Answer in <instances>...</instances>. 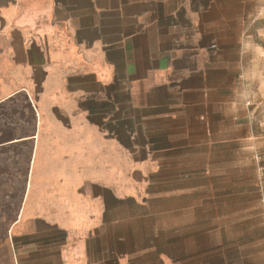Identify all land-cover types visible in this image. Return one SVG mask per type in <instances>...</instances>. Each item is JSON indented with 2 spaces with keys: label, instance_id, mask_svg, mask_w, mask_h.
Listing matches in <instances>:
<instances>
[{
  "label": "crops",
  "instance_id": "1",
  "mask_svg": "<svg viewBox=\"0 0 264 264\" xmlns=\"http://www.w3.org/2000/svg\"><path fill=\"white\" fill-rule=\"evenodd\" d=\"M169 2L0 0V264H148L107 216L165 151L134 119L180 116V61L147 42Z\"/></svg>",
  "mask_w": 264,
  "mask_h": 264
},
{
  "label": "rangeland",
  "instance_id": "2",
  "mask_svg": "<svg viewBox=\"0 0 264 264\" xmlns=\"http://www.w3.org/2000/svg\"><path fill=\"white\" fill-rule=\"evenodd\" d=\"M159 17L147 42L180 61L168 96L180 116L163 129L134 119L140 142L165 151L107 216L116 250L264 264V0H170Z\"/></svg>",
  "mask_w": 264,
  "mask_h": 264
}]
</instances>
